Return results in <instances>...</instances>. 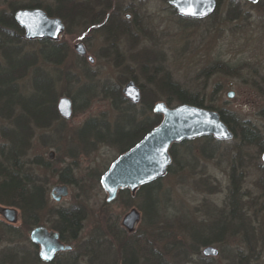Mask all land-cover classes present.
Returning <instances> with one entry per match:
<instances>
[{
  "label": "rangeland",
  "instance_id": "obj_1",
  "mask_svg": "<svg viewBox=\"0 0 264 264\" xmlns=\"http://www.w3.org/2000/svg\"><path fill=\"white\" fill-rule=\"evenodd\" d=\"M30 1L35 0H0V9H8L11 3L20 5ZM36 1L51 9L57 6L56 0ZM75 2L82 3L83 9L91 13L81 16L79 20L69 17L64 21L65 25H69V30L64 31L60 42L65 43L68 51L60 68L80 77V84H72L69 88L71 93L85 83L95 91V95L90 96L87 108L77 110L69 119H65L64 139L57 142L60 151L42 145L38 138L34 140L29 151V157L39 154L45 161H53L50 167L40 169L43 175L49 177L48 207L43 213L42 224L48 226V209L66 207L86 200L87 217L79 238L70 243L64 242L71 246L69 250L77 248L78 241L87 240L96 224L100 225L99 234L112 237L115 243L117 236L107 228V223H116L125 236L131 235L129 238L135 243L146 238L144 232L148 233V239H152L151 229L147 227L148 224L144 222L142 212L138 208L142 201L140 196L135 195L137 190L130 192L129 197L116 196L111 202L106 201L107 195L100 185V177L119 155L118 150L106 143H98L89 148L79 147L78 154L71 156L67 146L76 141L71 139L70 142L65 138L72 136L73 129L89 117L104 116L103 118L112 125L116 111L112 107L111 99L101 92L103 84L114 83L122 88L126 81L133 79L131 76H135L138 85L145 83V88L150 89L149 92H155L154 85L147 83L142 76V66L145 74L150 76L155 69L159 72L167 70L175 82L189 91L198 93L206 103L232 110L239 118L248 120L252 126L254 124L264 132V0L256 6L239 2L235 4V9L230 8L233 7L231 4L227 8L223 4L213 15L201 20L179 17L165 0ZM108 13H114L121 21L120 25L125 28L123 33H120V30L114 36L106 35L104 26L107 25ZM35 42L36 40L23 44L24 50L37 49L38 44ZM78 42H82L86 48V54L83 56L74 50V45ZM48 69L53 71L51 66ZM27 80L26 77L24 82ZM57 88L60 93L63 92V82ZM230 91L231 98L227 96ZM62 95L65 94L60 96ZM155 95L158 98L156 102L164 101V96L160 93ZM77 101L82 102V99L77 98ZM139 103L135 105H140ZM176 104L178 103L173 102V105ZM204 145L205 140L202 137L177 145L176 167L161 179L162 191L168 194L161 204L165 208L167 204L172 213H168L160 225H166L172 236L182 238L188 232L184 228L185 224L192 223L193 226L199 227L201 221L209 220L203 215L209 209L210 212L213 211L209 221L214 225L220 216L219 210L224 209L226 228L223 232L225 238L221 242L223 248L218 243L206 245L215 247L218 253L203 255L202 250L206 246H201V255H193L190 261L173 258L174 250L166 252L158 241L154 243L155 248L163 254L166 264H264V193L257 185L262 174L258 146L241 141L238 135L228 141L208 145L207 151L211 152V156L205 158L200 151ZM50 151L54 152L52 159L48 155ZM182 154L186 157H182ZM234 163L240 166L236 171L243 173L241 192L238 196H241L243 203H249H246L250 209L247 212L250 224L248 235L252 240L250 246L255 245V251L251 253L247 250L246 242H243L246 235L241 231L242 225L239 226L241 219L228 214L230 166ZM67 164L73 167L74 182L67 184L68 194L56 201L51 198L50 190L55 184H62L58 180V174ZM236 178L240 180L239 177ZM205 179L208 183L202 185ZM131 208L140 211V219L132 230H127L122 225V218ZM0 221L7 223L1 216ZM20 223L19 217L12 225L19 226ZM180 223H184V226ZM251 224L254 225V231L251 230ZM117 226L114 229H118ZM214 231L218 232L217 229ZM29 232L30 230L27 232V239L22 243L31 245ZM18 238L23 240L21 235ZM152 242L153 239L145 246L141 243L135 244V254L141 255L140 264H152L151 259L144 261L147 254L145 249L151 246ZM115 247L116 244L111 248L100 247L96 250L102 263L105 261L111 264V257H120L118 247ZM34 249L38 255V248ZM64 252L57 253L59 264H64ZM53 260L54 258L50 262L40 260L34 264L51 263ZM81 261L89 264L87 258Z\"/></svg>",
  "mask_w": 264,
  "mask_h": 264
},
{
  "label": "trees",
  "instance_id": "obj_2",
  "mask_svg": "<svg viewBox=\"0 0 264 264\" xmlns=\"http://www.w3.org/2000/svg\"><path fill=\"white\" fill-rule=\"evenodd\" d=\"M56 3L57 6L54 9L42 5L36 0L20 5L11 3L8 9H0V204L17 208L21 220L19 226L0 221V264H34L40 261L34 249L37 247L32 243L33 248L22 241L27 239L29 230L43 223L42 216L48 207L49 177L43 175L40 169L50 167L53 161H45L39 154L29 157V151L36 138L42 145L60 151L57 142L64 139L63 131L66 121L59 115L56 103L62 93L71 98L73 113L87 108L90 96L95 95V91L85 83L71 93L69 88L72 84L79 83L80 77L60 68L68 51L64 42L48 39L36 40L37 49L24 50L23 44L33 43V41L23 38V30L13 18V12L16 9L42 7L48 15L58 16L63 21L69 17L79 20L86 14L82 3H76L75 0H56ZM104 29L107 36H114L118 33L109 25H106ZM68 30L69 25L66 24L65 31ZM119 31L123 33L125 28L120 25ZM49 66L53 67V71L48 69ZM141 72L146 82L154 85L155 92H149L150 89L145 88V83H139L142 96L140 105H135L123 96L121 85L103 84L101 92L105 97L111 99L112 107L116 111L112 125L103 118L104 116H95L89 117L74 128L72 136L65 138L70 142L71 139L76 141L67 146L71 156L78 154L79 147L89 148L98 143H106L115 147L118 154L132 147L162 119L161 114L153 110L154 103L158 101L156 93L164 96L163 102L168 106L177 102L217 110L220 118L232 130L234 137L239 135L241 141H251L248 136L252 130L258 133L259 130L255 129L248 120L239 118L236 112L215 107L210 102L206 103L198 93L181 87L172 79L167 70L159 72L155 69L150 76L145 74L144 66H142ZM26 77L28 80L24 82ZM131 78L137 80L135 76H131ZM61 82H63L64 91L60 93L57 87ZM90 90L93 92H89ZM77 98L82 99L80 104ZM202 138L205 140V145L201 147L200 151L205 158H209L211 152L207 151V146L221 141L215 140L212 136ZM186 143L188 141L172 144L170 148L172 161L167 168L168 173L174 170L178 162L177 145ZM182 157H186V155L182 154ZM231 169V185L227 199L228 214L242 220L243 202L238 196L241 185L236 178L237 168L234 164ZM72 172V165H65L59 171L58 180L63 184H72L74 182ZM161 179L140 186L135 194L141 197L142 203L138 205V208L142 212L144 222L148 224L147 227L151 229L153 239L151 246L145 249V253L148 255L146 254L144 261L151 259L152 264H166L163 254L155 248L156 241L162 244L161 246L166 249V252L174 250L173 258L180 261H190L193 255L200 256L201 246L218 243L223 248L221 242L225 238L223 232L226 228L225 217H223L225 216L224 209L219 210L220 216L214 225L212 221L211 223L209 221L213 212H210L209 209L203 214L209 220L201 221L199 227L193 226L192 223L185 224L184 228L188 232L182 238H177L176 235L172 236L173 234L169 233L166 225L163 227L160 225L166 215L172 213L167 204H165L166 208L161 204L163 198L168 197V194L162 191ZM207 181L205 179L201 184H206ZM129 195L128 189H121L117 196L121 198L129 197ZM85 202L86 200H81L66 207L48 209L46 217L51 220L47 219L48 227L57 231L63 242L70 243L79 238L83 222L87 217V203ZM180 225L184 226V223H180ZM116 226V223H107V228L117 236L116 243L112 237L99 234L100 225L96 224L93 233L87 240L78 241L77 248L74 247L62 253L65 258L64 264H87L81 261L85 258L88 259L89 264H96L95 262L104 264L106 262L102 263L96 250L100 247L111 248L115 244L118 247H115L118 249L116 250L120 252V257H111V264H140L141 255L135 254V244L141 243L145 246L152 239H148V233L144 232L146 238L142 242L135 243L132 238H129L130 234L125 236L123 230H120L118 226V229H114ZM214 228L218 232H215ZM19 235L23 237V240L18 238ZM249 249L251 253L253 247L250 246ZM58 255H55L51 263L46 264H59ZM200 259L204 261L202 257Z\"/></svg>",
  "mask_w": 264,
  "mask_h": 264
},
{
  "label": "water",
  "instance_id": "obj_3",
  "mask_svg": "<svg viewBox=\"0 0 264 264\" xmlns=\"http://www.w3.org/2000/svg\"><path fill=\"white\" fill-rule=\"evenodd\" d=\"M176 13L181 17L201 19L210 15L216 6L215 0H169ZM15 22L22 28V36L26 40L48 39L57 41L65 31L61 18L50 16L40 7L18 8L13 13ZM75 52L83 56L86 48L82 42L74 45ZM92 61V58L89 57ZM123 96L133 104L141 100V89L135 80L130 79L121 88ZM227 96L232 97L230 91ZM56 108L63 119L73 114V103L70 97L62 95L57 99ZM153 110L161 114V121L147 132L138 142L119 154L100 177V184L106 192V201L116 198L120 189L127 188L134 193L140 186L162 178L171 163L170 147L173 143L191 140L202 136H212L216 140H230L232 130L220 118L217 110L208 109L188 103L168 106L159 101ZM52 159L54 152H49ZM264 161V153L262 154ZM68 194L66 184H55L51 190V198L59 201ZM0 216L9 224L19 219V211L15 207L0 204ZM140 219V211L131 208L122 218V225L132 230ZM29 239L38 246V257L51 261L55 254L71 248L59 239V233L48 229L45 225H37L29 232ZM203 255H216L218 250L206 246Z\"/></svg>",
  "mask_w": 264,
  "mask_h": 264
},
{
  "label": "flooded vegetation",
  "instance_id": "obj_4",
  "mask_svg": "<svg viewBox=\"0 0 264 264\" xmlns=\"http://www.w3.org/2000/svg\"><path fill=\"white\" fill-rule=\"evenodd\" d=\"M168 1L169 0H165V2L169 5ZM215 1H216L215 9L207 17L213 15L215 13V11L217 9L221 8V6L223 4L226 5L225 8H227L231 4V5H233V7H230V8H234L235 9V7H236L235 4H237L239 2L256 6V5L261 4L263 0H215ZM170 7L174 10V8L172 6H170ZM87 9H89L88 6H87ZM85 11H86V14H85L86 16L89 13H91V11H89V10L85 9ZM114 12H116V11H114ZM175 13H176V11H175ZM207 17H205V18H207ZM94 18L98 19L97 17H94ZM181 18L190 19V20H201V19H191V18H186V17H181ZM205 18H202V19H205ZM120 23H121L120 20L117 19V17L114 15V13H108V15H107V23H106L107 25H109L112 29H114L115 31L118 32L119 31V27H120ZM103 25H104V23H103ZM103 25H102V27H103ZM105 27H106V25L104 26V28ZM253 127L255 129L259 130L257 128V126L254 125V124H253ZM248 137L250 138L251 141H249L247 143H249V145H251V144L257 145L258 149L260 150V160H261V172H262V174H261L260 178L257 181V185H258V188L264 193V161L262 160V154L264 153V132L259 130L258 133H257L255 130H252ZM233 138H234V135H233ZM234 165H235V167L237 169L240 168V166L238 164L234 163ZM236 172H237V174H236ZM241 172L242 171H235V174H236L237 177H239V179H240L239 182H241V184H242L241 176H242L243 173L241 174ZM231 176H232V169H231V166H230V185H231ZM239 192H241V190H239ZM240 198H241V196H240ZM246 203L249 204L248 201ZM246 203H243V205H242V211L244 212V215L242 217V220L240 221V224L242 225L241 231L243 232V234L246 235V237L244 236L243 242H246V244L248 246L247 250L249 251L250 250L249 246H250V243L252 242V240H251V238H249V235H248L249 234L248 232L250 231V228H249L250 224L248 223V220H247V212L250 209H249V205H247ZM245 205H247V208H246ZM244 209H245V211H244ZM252 226H254V225L251 224V230L254 231L255 228L252 227ZM254 246H252L253 247L252 252L255 251Z\"/></svg>",
  "mask_w": 264,
  "mask_h": 264
}]
</instances>
